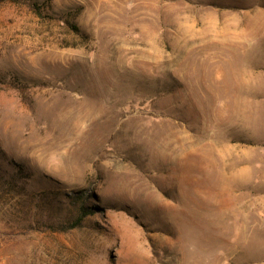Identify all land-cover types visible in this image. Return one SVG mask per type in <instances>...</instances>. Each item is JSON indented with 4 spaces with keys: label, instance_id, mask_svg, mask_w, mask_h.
I'll return each instance as SVG.
<instances>
[{
    "label": "rangeland",
    "instance_id": "1",
    "mask_svg": "<svg viewBox=\"0 0 264 264\" xmlns=\"http://www.w3.org/2000/svg\"><path fill=\"white\" fill-rule=\"evenodd\" d=\"M0 264H264V0H0Z\"/></svg>",
    "mask_w": 264,
    "mask_h": 264
},
{
    "label": "bare ground",
    "instance_id": "2",
    "mask_svg": "<svg viewBox=\"0 0 264 264\" xmlns=\"http://www.w3.org/2000/svg\"><path fill=\"white\" fill-rule=\"evenodd\" d=\"M248 51H250V50H247L246 52H248ZM245 52V53H246ZM249 53V52H248ZM244 54V53H243ZM244 56H246V55H244ZM250 56V55H249ZM244 59V58H243ZM247 67V66H246ZM245 67V68H246ZM222 71H224V70H222ZM234 74L236 75V78L238 79V81H237V83H238V85L235 83V81L233 80V78H231V77H229V76H225V74L223 75V78L225 79V84L227 85L226 86V89L225 90H223V91H225V92H227L228 93V89L230 88V87H232V88H235V89H238V90H240V89H242V86L244 85V80L246 79L247 81H249V82H252L253 81V77H254V75L252 74V72L249 70V69H243V70H241V69H235L234 70ZM233 75V74H232ZM222 78V77H221ZM254 83H255V81H254ZM246 85V84H245ZM244 85V86H245ZM255 85V84H254ZM257 85V84H256ZM248 86H249V83H248ZM216 88V87H215ZM220 88V87H219ZM250 88H251V86H250ZM253 89V88H252ZM245 90V89H244ZM220 92H222L221 90H220ZM240 93V92H239ZM226 95V94H225ZM231 95V94H230ZM229 96V95H228ZM229 97H231V96H229ZM233 97V96H232ZM238 99V98H237ZM227 100H228V98H227ZM102 108V107H101ZM246 112V111H245ZM247 113V112H246ZM250 115V114H249ZM241 116V115H240ZM251 116V115H250ZM245 118V117H244ZM251 118V117H250ZM249 118V119H250ZM242 119H243V117H242Z\"/></svg>",
    "mask_w": 264,
    "mask_h": 264
}]
</instances>
